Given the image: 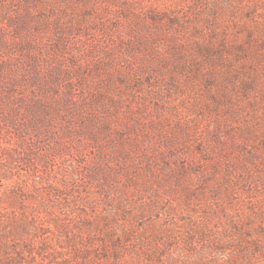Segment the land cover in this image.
I'll return each instance as SVG.
<instances>
[{
	"label": "rangeland",
	"instance_id": "374dc122",
	"mask_svg": "<svg viewBox=\"0 0 264 264\" xmlns=\"http://www.w3.org/2000/svg\"><path fill=\"white\" fill-rule=\"evenodd\" d=\"M0 264H264V0H0Z\"/></svg>",
	"mask_w": 264,
	"mask_h": 264
}]
</instances>
